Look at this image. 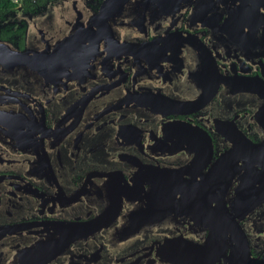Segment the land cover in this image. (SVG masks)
Wrapping results in <instances>:
<instances>
[{"label": "flooded vegetation", "instance_id": "af4514ba", "mask_svg": "<svg viewBox=\"0 0 264 264\" xmlns=\"http://www.w3.org/2000/svg\"><path fill=\"white\" fill-rule=\"evenodd\" d=\"M197 1L41 65L0 126V264H264V9Z\"/></svg>", "mask_w": 264, "mask_h": 264}, {"label": "water", "instance_id": "95a60500", "mask_svg": "<svg viewBox=\"0 0 264 264\" xmlns=\"http://www.w3.org/2000/svg\"><path fill=\"white\" fill-rule=\"evenodd\" d=\"M182 7L180 0H102L100 3L95 0H50L35 11H25L21 5L17 6L0 23V27L6 26L10 23L7 16L20 13L13 21L25 26L23 47L10 38H0V106L8 100L14 101L8 115L0 108V126L8 123L13 128L19 126L20 121L33 126L34 108L21 99L38 97L41 65L47 67L55 57L68 58L66 51L72 39L78 40L90 33H95L96 38L106 31L112 33L110 22L121 17L128 25L142 15H175ZM239 9L260 15L264 0H198L192 13L201 17L226 14L235 19L244 14V10ZM131 31L134 30L130 27L126 30ZM56 46L58 49L53 52L51 49Z\"/></svg>", "mask_w": 264, "mask_h": 264}, {"label": "trees", "instance_id": "16d2710c", "mask_svg": "<svg viewBox=\"0 0 264 264\" xmlns=\"http://www.w3.org/2000/svg\"><path fill=\"white\" fill-rule=\"evenodd\" d=\"M50 0H0V23L5 19L8 12L21 5L25 11H35L40 9ZM10 24L0 27V38L6 39L13 37L12 40L18 41L20 45L24 40V28L17 27L15 30L9 28ZM16 37V38H15Z\"/></svg>", "mask_w": 264, "mask_h": 264}, {"label": "rangeland", "instance_id": "374dc122", "mask_svg": "<svg viewBox=\"0 0 264 264\" xmlns=\"http://www.w3.org/2000/svg\"><path fill=\"white\" fill-rule=\"evenodd\" d=\"M20 17V13H16V14H10L9 16H7L6 18H7V22H11V21H13V20H17V18H19Z\"/></svg>", "mask_w": 264, "mask_h": 264}]
</instances>
